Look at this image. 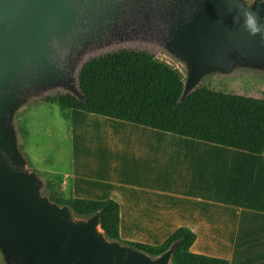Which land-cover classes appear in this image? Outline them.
I'll return each mask as SVG.
<instances>
[{
	"label": "water",
	"instance_id": "1",
	"mask_svg": "<svg viewBox=\"0 0 264 264\" xmlns=\"http://www.w3.org/2000/svg\"><path fill=\"white\" fill-rule=\"evenodd\" d=\"M239 0H0V258L2 264H172L109 239L100 213L78 217L42 194L14 125L32 99L83 101L86 58L124 44L156 48L184 67L179 102L212 75L264 74V40L234 20ZM246 7L258 9L259 0ZM101 56V55H100ZM84 63V64H83Z\"/></svg>",
	"mask_w": 264,
	"mask_h": 264
},
{
	"label": "trees",
	"instance_id": "2",
	"mask_svg": "<svg viewBox=\"0 0 264 264\" xmlns=\"http://www.w3.org/2000/svg\"><path fill=\"white\" fill-rule=\"evenodd\" d=\"M77 79L83 101L58 94L44 102L62 111L77 110L252 155L264 153V99L199 87L179 102L181 75L146 51L124 49L92 58L81 67ZM47 188L54 203L68 206L78 217L100 213V227L109 239L152 257L176 242L172 264H229L223 258L193 253L196 235L184 227L158 246L123 241L119 235L120 208L115 201L66 198L51 181Z\"/></svg>",
	"mask_w": 264,
	"mask_h": 264
},
{
	"label": "rangeland",
	"instance_id": "3",
	"mask_svg": "<svg viewBox=\"0 0 264 264\" xmlns=\"http://www.w3.org/2000/svg\"><path fill=\"white\" fill-rule=\"evenodd\" d=\"M124 49L146 51L177 70L184 79V67L180 63L156 48L140 44L110 47L89 55L84 63L100 55ZM199 87H207L225 94L264 99V74L238 70L229 75H212L205 78ZM58 94L65 92H51L32 99L16 114L14 125L20 149L28 161L29 168L44 182L42 194L49 197L47 182L51 181L56 191L61 189L64 196L69 198L74 196L70 194V186L64 188L65 192L62 191L63 179L69 177L68 180L73 185L78 183V176H82L86 170L95 176L97 163L102 159L101 150L95 147L97 141L101 142L105 138L116 142L117 145H125L127 142L123 135L107 136L101 133L102 125L96 121L112 120L77 110L62 111L44 102L45 98ZM22 129L26 130V134L22 133ZM234 153H237L239 160H233L230 164L224 161V164L219 166L220 157H215L216 171L218 170L216 187L220 183H227L229 199L225 197L224 206H216L213 213L210 211L209 217H213V221L209 218V228L198 231L201 237L197 247L203 255L225 258L232 264H264V153L261 156ZM114 161L126 164L129 158L121 154L119 157L111 156L109 162ZM166 172L167 170L162 171L161 174ZM216 193L218 195L219 190H216ZM245 233H248L246 240L243 239ZM235 242H238V254L232 259L229 255L230 248Z\"/></svg>",
	"mask_w": 264,
	"mask_h": 264
},
{
	"label": "crops",
	"instance_id": "4",
	"mask_svg": "<svg viewBox=\"0 0 264 264\" xmlns=\"http://www.w3.org/2000/svg\"><path fill=\"white\" fill-rule=\"evenodd\" d=\"M105 119L112 121H96L102 125L101 133L123 135L127 143L117 145L105 138L97 141L94 146L101 150L102 159L97 163L95 176L86 170L73 185L65 177L62 191L70 186L74 198L115 201L120 208L119 235L123 241L158 246L176 229L184 227L196 235L191 251L203 255L197 247L201 237L198 231L209 228L210 211L224 206L225 197L229 199L227 183V187L224 183L216 187L215 157H220L219 166L224 161L230 164L239 160L234 152L240 151ZM120 154L126 155L129 162H109L111 156ZM165 170L168 173L161 174ZM210 219L213 221V217ZM237 244L231 245L232 259L238 254Z\"/></svg>",
	"mask_w": 264,
	"mask_h": 264
},
{
	"label": "clouds",
	"instance_id": "5",
	"mask_svg": "<svg viewBox=\"0 0 264 264\" xmlns=\"http://www.w3.org/2000/svg\"><path fill=\"white\" fill-rule=\"evenodd\" d=\"M259 4L264 5V0H259ZM234 20L239 21L244 31L250 36H259L264 40V22L261 21L258 9L246 7L242 0L235 5Z\"/></svg>",
	"mask_w": 264,
	"mask_h": 264
}]
</instances>
